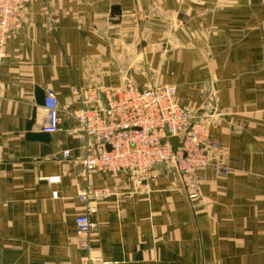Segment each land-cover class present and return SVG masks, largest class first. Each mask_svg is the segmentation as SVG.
Masks as SVG:
<instances>
[{"label": "crops", "instance_id": "crops-1", "mask_svg": "<svg viewBox=\"0 0 264 264\" xmlns=\"http://www.w3.org/2000/svg\"><path fill=\"white\" fill-rule=\"evenodd\" d=\"M127 82L174 86L209 124L220 148L199 199L172 166L141 183L84 176L73 90ZM37 89L59 108L47 143L26 138L34 110L31 131L47 133ZM87 189L106 193L90 201L94 264H264V0L27 1L0 63V264H81Z\"/></svg>", "mask_w": 264, "mask_h": 264}, {"label": "built area", "instance_id": "built-area-1", "mask_svg": "<svg viewBox=\"0 0 264 264\" xmlns=\"http://www.w3.org/2000/svg\"><path fill=\"white\" fill-rule=\"evenodd\" d=\"M27 1L0 0V63L5 57L4 49L11 32L20 25ZM54 25V18L47 16L49 32L54 30ZM86 92L73 90L79 107L72 114L79 126L77 140L83 151L79 164L86 178L96 173L110 177L125 174L141 183L153 177V168L172 165L187 198L197 197L200 190L198 172L213 166L210 159L220 144L210 139L207 122L193 117L178 104L174 86L151 83L138 86L127 82L101 94L93 89ZM41 109L46 119L43 131H57L61 120L53 92H45ZM168 138L178 139L175 151ZM62 156L67 157L68 152ZM214 169L219 170L217 166ZM105 197L106 193L94 189L79 195V201L86 207L85 213L74 219L77 247L82 253L81 264H94L90 244L93 227L89 220L93 211L90 201Z\"/></svg>", "mask_w": 264, "mask_h": 264}, {"label": "water", "instance_id": "water-1", "mask_svg": "<svg viewBox=\"0 0 264 264\" xmlns=\"http://www.w3.org/2000/svg\"><path fill=\"white\" fill-rule=\"evenodd\" d=\"M120 11L119 8L114 6L112 7V12H111V24H118L119 23V17H120ZM143 46V44H141ZM35 99H36V105L39 107L43 106V100H44V93L42 91H39L38 89L36 90L35 93ZM102 102L104 103V100L101 98ZM35 115L36 112L34 110L32 117L29 121V123L26 126V138L29 141L32 142H42V143H47L49 141V134L48 133H33L32 127L35 121ZM165 134L168 137V132L165 130ZM168 142L171 144L172 151H175L176 147L178 146V139L177 138H168Z\"/></svg>", "mask_w": 264, "mask_h": 264}, {"label": "rangeland", "instance_id": "rangeland-1", "mask_svg": "<svg viewBox=\"0 0 264 264\" xmlns=\"http://www.w3.org/2000/svg\"><path fill=\"white\" fill-rule=\"evenodd\" d=\"M4 51H5V49H4ZM167 167H170V166H172V165H166ZM173 167V166H172ZM201 192V185H200V190H199V193ZM199 193H198V195H197V197L195 198V199H193V200H189L188 198V200L189 201H195V200H197V199H199Z\"/></svg>", "mask_w": 264, "mask_h": 264}]
</instances>
